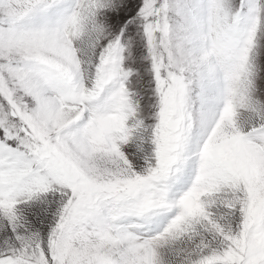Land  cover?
<instances>
[{
    "label": "snow or ice",
    "instance_id": "1",
    "mask_svg": "<svg viewBox=\"0 0 264 264\" xmlns=\"http://www.w3.org/2000/svg\"><path fill=\"white\" fill-rule=\"evenodd\" d=\"M0 264H264V0H0Z\"/></svg>",
    "mask_w": 264,
    "mask_h": 264
}]
</instances>
